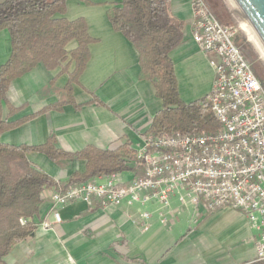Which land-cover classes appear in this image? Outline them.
Listing matches in <instances>:
<instances>
[{
    "label": "crops",
    "instance_id": "1",
    "mask_svg": "<svg viewBox=\"0 0 264 264\" xmlns=\"http://www.w3.org/2000/svg\"><path fill=\"white\" fill-rule=\"evenodd\" d=\"M171 14L182 24V42L170 53L179 97L184 103L207 98L214 81L208 58L192 40L194 23L191 0H168ZM121 0H67L65 13L56 18L83 19L94 41L88 46L89 60L72 85L77 108L63 105L59 111L44 108L56 105L68 82L61 67L46 71L36 66L11 82L7 103L18 112L7 123L19 124L0 136L8 146H40L54 136L55 146L68 153L86 147L115 149L128 142L138 150L153 117L162 109L153 86L140 79L138 54L107 19L109 9ZM75 41L65 50L73 51ZM11 52L7 31H0V67ZM65 64L62 65V67ZM73 63L68 73L73 71ZM51 80L53 83L50 84ZM93 99L99 104L92 103ZM7 109H3V116ZM27 160L56 184L65 183L73 173L82 174L85 163L62 160L60 165L40 153ZM101 178V177H100ZM98 179V178H97ZM132 173L118 174L121 184L133 181ZM47 190L33 221L32 239L17 243L3 264H251L257 261L255 232L242 212L221 208L194 212L189 203L176 197L167 209L156 203L134 204L108 209L89 208L75 201L53 207ZM60 222L55 224L53 210ZM151 215L148 229L135 223L142 213ZM47 224V227H44Z\"/></svg>",
    "mask_w": 264,
    "mask_h": 264
},
{
    "label": "trees",
    "instance_id": "2",
    "mask_svg": "<svg viewBox=\"0 0 264 264\" xmlns=\"http://www.w3.org/2000/svg\"><path fill=\"white\" fill-rule=\"evenodd\" d=\"M66 1L0 0V31L8 32L11 44L9 58L0 67V136L19 124L6 120L18 112L5 97L11 82L36 66L46 71L61 67L60 73L68 76L65 88L59 92L60 101L39 114L47 110L59 111L65 104L77 108L72 99V85L78 84L89 60L88 46L94 41L88 36L83 19L56 18V15H64ZM204 1L223 24L218 1ZM107 19L113 31L121 34L137 52L140 79L153 86L155 96L162 102V109L153 117L143 136L215 132L219 124L206 97L190 103H184L179 97L170 53L182 42L183 24L171 14L169 1L121 0L119 6L108 10ZM71 41H75L77 47L67 52L65 48ZM71 63L74 68L68 73ZM92 103L99 104L95 99ZM3 109H7L6 116H3ZM55 144L54 136H49L40 146L0 143V264L17 243L33 238L36 230L33 219L45 191L66 190L124 172L132 173L135 179L144 177L142 162L128 142L112 150L89 146L75 153L60 150ZM32 152L40 153L58 165L62 160L83 161L85 171L73 173L65 183L56 184L27 160L26 155ZM98 207V202L94 201L92 208ZM251 264H264V260Z\"/></svg>",
    "mask_w": 264,
    "mask_h": 264
},
{
    "label": "built area",
    "instance_id": "3",
    "mask_svg": "<svg viewBox=\"0 0 264 264\" xmlns=\"http://www.w3.org/2000/svg\"><path fill=\"white\" fill-rule=\"evenodd\" d=\"M192 40L208 58L214 81L207 100L219 126L213 133L144 137L136 157L144 177L121 184L113 174L51 195L53 207L80 201L92 208L156 203L176 197L194 212L229 208L242 212L255 232L257 260H264V82L236 43L237 30L218 21L204 0H191ZM60 222L57 210L52 212ZM151 215L136 219L143 231ZM44 224V227H47Z\"/></svg>",
    "mask_w": 264,
    "mask_h": 264
},
{
    "label": "rangeland",
    "instance_id": "4",
    "mask_svg": "<svg viewBox=\"0 0 264 264\" xmlns=\"http://www.w3.org/2000/svg\"><path fill=\"white\" fill-rule=\"evenodd\" d=\"M220 5L219 16L224 25L234 27L237 30L236 43L241 48L247 63L250 65L252 71L260 79H264V60L262 59L258 48L244 33L242 28L244 23L230 0H217ZM255 45V46H254Z\"/></svg>",
    "mask_w": 264,
    "mask_h": 264
},
{
    "label": "water",
    "instance_id": "5",
    "mask_svg": "<svg viewBox=\"0 0 264 264\" xmlns=\"http://www.w3.org/2000/svg\"><path fill=\"white\" fill-rule=\"evenodd\" d=\"M264 50V0H230Z\"/></svg>",
    "mask_w": 264,
    "mask_h": 264
},
{
    "label": "bare ground",
    "instance_id": "6",
    "mask_svg": "<svg viewBox=\"0 0 264 264\" xmlns=\"http://www.w3.org/2000/svg\"><path fill=\"white\" fill-rule=\"evenodd\" d=\"M242 28L245 31L244 33H246V35L249 36V38L254 42L253 44L256 45L255 48H258V50L260 52V55H261L262 59L264 60V50L262 49V47L260 46V44L258 43V41L256 40V38L253 36V34L249 30V28L247 27V25L245 24V22L242 24Z\"/></svg>",
    "mask_w": 264,
    "mask_h": 264
}]
</instances>
